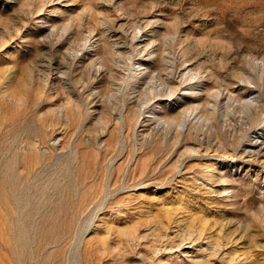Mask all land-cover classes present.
<instances>
[{
    "label": "rangeland",
    "instance_id": "rangeland-1",
    "mask_svg": "<svg viewBox=\"0 0 264 264\" xmlns=\"http://www.w3.org/2000/svg\"><path fill=\"white\" fill-rule=\"evenodd\" d=\"M0 264H264V0H0Z\"/></svg>",
    "mask_w": 264,
    "mask_h": 264
},
{
    "label": "bare ground",
    "instance_id": "bare-ground-1",
    "mask_svg": "<svg viewBox=\"0 0 264 264\" xmlns=\"http://www.w3.org/2000/svg\"><path fill=\"white\" fill-rule=\"evenodd\" d=\"M141 42V41H140ZM174 103V102H173Z\"/></svg>",
    "mask_w": 264,
    "mask_h": 264
}]
</instances>
